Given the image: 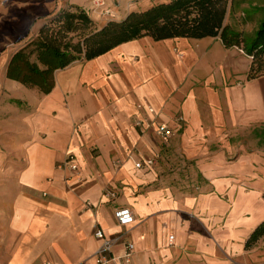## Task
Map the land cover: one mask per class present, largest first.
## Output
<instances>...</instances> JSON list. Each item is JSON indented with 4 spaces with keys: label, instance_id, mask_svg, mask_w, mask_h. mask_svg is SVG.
<instances>
[{
    "label": "crops",
    "instance_id": "obj_1",
    "mask_svg": "<svg viewBox=\"0 0 264 264\" xmlns=\"http://www.w3.org/2000/svg\"><path fill=\"white\" fill-rule=\"evenodd\" d=\"M105 4L112 16L93 0H0V264H96V229L118 237L110 256L134 245L109 264H264V233L250 241L264 223V75L248 77L241 49L145 36L56 70L46 94L7 78L17 47L69 5L99 27L154 5ZM70 153L77 170L59 169Z\"/></svg>",
    "mask_w": 264,
    "mask_h": 264
},
{
    "label": "trees",
    "instance_id": "obj_2",
    "mask_svg": "<svg viewBox=\"0 0 264 264\" xmlns=\"http://www.w3.org/2000/svg\"><path fill=\"white\" fill-rule=\"evenodd\" d=\"M232 6L233 0H168L99 27L84 9L69 5L45 20L36 35L17 47L8 62L6 76L46 94L53 88L56 70L145 36L155 41L218 36L225 47H237L251 58L249 78L262 76L264 16L253 35L247 36L224 24ZM263 233L264 223L250 241L255 242Z\"/></svg>",
    "mask_w": 264,
    "mask_h": 264
},
{
    "label": "built area",
    "instance_id": "obj_3",
    "mask_svg": "<svg viewBox=\"0 0 264 264\" xmlns=\"http://www.w3.org/2000/svg\"><path fill=\"white\" fill-rule=\"evenodd\" d=\"M93 5L95 8H100L104 15H111V10L106 6L105 0H93ZM150 112H153V109H149ZM157 133L159 135L168 136L169 131L165 125H160L157 128ZM154 159H146V160H138L135 162L136 168H144L151 167L154 164ZM57 167L59 169H69L71 171H76L78 166L75 162V156L70 153L66 156L65 160L60 162ZM104 194L113 199L116 197V193L110 189H107ZM114 217L119 225H126L133 221V215L128 208H119L114 212ZM95 238L100 242L96 251L94 252V258L96 264H109L115 260H122L124 263H129L131 260V256L134 250V245L132 243H128L125 245V252L122 256H110L113 246L115 242L118 240V237L107 238L105 237L103 231L101 229H96L94 231ZM173 236H169V242H172ZM50 264V263H46Z\"/></svg>",
    "mask_w": 264,
    "mask_h": 264
},
{
    "label": "rangeland",
    "instance_id": "obj_4",
    "mask_svg": "<svg viewBox=\"0 0 264 264\" xmlns=\"http://www.w3.org/2000/svg\"><path fill=\"white\" fill-rule=\"evenodd\" d=\"M165 1L168 0H151V3ZM263 16L264 0H233L232 9L227 12L224 24L251 36Z\"/></svg>",
    "mask_w": 264,
    "mask_h": 264
}]
</instances>
